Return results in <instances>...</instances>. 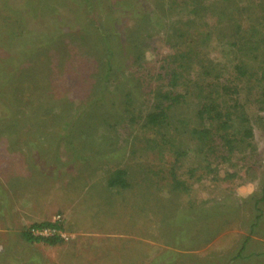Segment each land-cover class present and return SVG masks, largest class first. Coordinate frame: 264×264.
Wrapping results in <instances>:
<instances>
[{"label": "rangeland", "instance_id": "1", "mask_svg": "<svg viewBox=\"0 0 264 264\" xmlns=\"http://www.w3.org/2000/svg\"><path fill=\"white\" fill-rule=\"evenodd\" d=\"M90 13L113 30L124 56L127 33L144 17L157 42L168 24L154 0H0V123L15 126L16 151L26 145L28 183L13 192L0 176V264H264V111L251 112L254 137L230 154L190 138L188 106L175 113L169 144L119 128L112 147L80 143L77 152L61 143L54 153L50 130L40 140L20 122L4 97L14 75L82 30ZM8 152L0 147V158ZM120 170L128 187H108ZM44 222L60 225L59 244L25 240L28 232L49 237L33 227Z\"/></svg>", "mask_w": 264, "mask_h": 264}, {"label": "trees", "instance_id": "2", "mask_svg": "<svg viewBox=\"0 0 264 264\" xmlns=\"http://www.w3.org/2000/svg\"><path fill=\"white\" fill-rule=\"evenodd\" d=\"M154 7L168 22L161 41L153 19L144 17L127 33L125 56L113 30L93 13L82 30L33 55L4 96L30 135L42 140L50 130L54 153L61 143L77 152L80 143L86 150L112 147L110 135L119 128L161 134L169 144L171 121L188 106L196 121L188 134L199 147L230 154L254 137L250 114L264 111V0H154ZM16 132L0 123V147L9 148L0 176L13 192L28 185L26 145L16 151ZM178 147L180 160L185 153ZM124 175L117 171L108 187H128ZM33 227L54 234L28 232V242L62 241L58 223Z\"/></svg>", "mask_w": 264, "mask_h": 264}, {"label": "built area", "instance_id": "3", "mask_svg": "<svg viewBox=\"0 0 264 264\" xmlns=\"http://www.w3.org/2000/svg\"><path fill=\"white\" fill-rule=\"evenodd\" d=\"M39 234L42 236V233L41 232ZM53 234H54V232L53 231H50V235H53Z\"/></svg>", "mask_w": 264, "mask_h": 264}]
</instances>
